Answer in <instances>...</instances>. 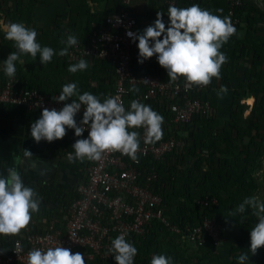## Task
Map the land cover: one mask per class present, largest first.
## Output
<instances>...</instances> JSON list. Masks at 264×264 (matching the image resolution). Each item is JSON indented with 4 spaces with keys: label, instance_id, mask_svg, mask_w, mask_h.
<instances>
[{
    "label": "built area",
    "instance_id": "built-area-1",
    "mask_svg": "<svg viewBox=\"0 0 264 264\" xmlns=\"http://www.w3.org/2000/svg\"><path fill=\"white\" fill-rule=\"evenodd\" d=\"M132 0H122L120 8L109 13L105 24L94 30L87 41H79L69 48L66 59L78 62L80 59L108 60L114 66L115 85L112 96L119 97L126 109V98L130 88H141L135 100L157 102L172 115L174 123H190L194 117L209 118L214 109L211 103L193 93L204 87L189 85L184 77L175 82L163 79L159 74L145 71L148 59L138 62V40L127 36L128 31L138 33L139 22L130 10ZM166 6L176 5L177 0H159ZM227 15L237 28L241 22L237 9L245 0H226ZM2 0H0V3ZM136 67L141 71H136ZM147 79L148 82H145ZM15 75L0 84V102L25 106L29 110L42 111L43 108L61 109L64 103L53 99L60 92L44 93L36 88L18 86ZM83 106L75 119L83 117ZM88 132V129H85ZM140 133L138 162L120 152H105L100 160H93L86 167V176L75 186L77 196L67 203H58V214L47 218L35 216L10 243L7 254L0 253V264H27L30 250L62 246L72 253L80 252L84 259L107 260L111 240L121 233L126 238L144 235L154 223L165 227L194 246H202L210 237L214 250L223 243L226 227L215 217L204 216L195 224L183 226L174 222L166 211L163 195L156 192L153 182L160 174L154 163H166L173 152L182 151L188 144L184 138L171 136L158 142L145 144L144 129ZM147 160V163L144 161ZM196 202L202 208L219 204L216 193L204 192Z\"/></svg>",
    "mask_w": 264,
    "mask_h": 264
},
{
    "label": "clouds",
    "instance_id": "clouds-1",
    "mask_svg": "<svg viewBox=\"0 0 264 264\" xmlns=\"http://www.w3.org/2000/svg\"><path fill=\"white\" fill-rule=\"evenodd\" d=\"M167 15V27L163 19L164 12L158 11L151 25L139 33L127 32V36L133 41L138 40V62L143 63L156 55L159 65L166 69L170 82L184 77L190 86L205 87L213 78L220 79L221 67L228 60L221 48L236 33L231 18L215 15L199 4L189 7L170 5ZM37 35L35 29L28 28L23 23L7 24L5 39L14 41L17 49L4 60L3 71L7 77L15 76V62L22 55L30 54L35 60L39 54L40 62L44 65L50 63L54 55H68L69 48L78 43L75 35L68 34L66 39L61 38L60 42L65 47L57 53L52 47H42L37 42ZM88 68L89 62L80 59L77 63L70 64L68 71L74 74ZM144 80L148 82L147 79ZM130 91L138 92L139 89L133 85ZM227 92V87L221 85L217 97L222 99ZM73 97L77 99L64 103L59 110L43 108L40 117L31 123L30 129L31 137L37 143L62 139L67 129H74L75 136L81 137L85 129H88L87 138L77 139L72 144L74 154H68L69 162L84 159L98 161L105 152H120L138 162L140 133L129 129L143 128L145 144L155 143L163 138L164 117L150 105L134 99L126 110L119 97L108 96L101 102L100 98L90 92L80 94L76 83L64 84L62 91L53 99L65 102ZM82 106L83 117L78 125L75 117ZM23 152L26 158L33 155L27 149H23ZM20 162L17 157L16 163ZM7 172V176H0V234L16 235L29 225L32 214L39 212L41 200L32 187L25 186L17 168L10 167ZM246 208H251L258 220L250 232V252L255 255L264 246V201L255 196L246 197L226 217L243 214ZM109 251L114 254L117 264H134V257L137 255V248L126 240V233L111 240ZM247 260V253L238 256L239 264H245ZM27 264H85V259L80 252L72 253L68 248L56 246L49 247L46 251L39 248L30 250ZM151 264H172V258L162 254L153 255Z\"/></svg>",
    "mask_w": 264,
    "mask_h": 264
},
{
    "label": "trees",
    "instance_id": "trees-1",
    "mask_svg": "<svg viewBox=\"0 0 264 264\" xmlns=\"http://www.w3.org/2000/svg\"><path fill=\"white\" fill-rule=\"evenodd\" d=\"M146 1L148 2L147 5L148 7L145 10L144 15L136 16L139 22L138 33L155 21L156 13L158 11L164 12L163 19L167 27V24L169 22V18L167 15L168 6L162 4L159 0H146ZM207 2L208 0H177L175 6L189 7L192 4H199L202 8H205ZM122 4H123L122 0H113L112 7L107 8L104 12H100L98 14H93V15L89 14L87 9L88 7L85 4L79 5V7L75 10H73L74 9L73 8L72 11H76V13H80V11L86 10V14H85L86 23H85V33L74 34L73 32L72 34L75 35L77 37V40L79 41H87L88 36L91 35L94 30L98 29L99 27H102L105 24L106 16L109 13L117 11L120 8V6H122ZM1 5L2 2L0 3V8ZM152 6L157 7V12H155V10L153 9L154 7L152 8V10L150 9V7ZM81 7H83V10H81ZM227 8H228V3L226 1V7L222 9L223 11L219 15L222 17L228 16ZM240 9L241 7L237 9L238 16ZM71 18L74 21L76 19V17H71ZM145 20L147 21V23H144ZM64 28L61 23H56L51 29L47 28L38 31L37 28V33H38L37 42L40 41L39 37L45 36L43 34H47V35L50 34L51 39L49 42L50 43L49 47L60 50L61 48L65 47V45L60 42L61 38H64L66 35H68V34H63ZM67 28L68 30H70L71 29L70 25ZM234 35L231 36L228 42L225 43L221 48V51L224 52L228 57L227 62L224 65H222V67L225 65L232 67V65L236 62V60L239 57L238 54H235L236 49L231 48L232 42L234 41L233 39ZM1 41L7 42L9 46L8 53L5 51L2 52V54L0 55V61L1 62L3 61L4 64V60H6L5 58H7V56L11 52L17 51V49L15 47L14 41L5 39V34L2 37ZM53 58L55 64H57V67L59 68L67 67L65 69H68V66L70 64L77 63V62H68L66 56L54 55ZM151 58L148 59V63L145 71L157 73L163 79L169 80L167 73L155 71L150 68L149 63L151 62ZM86 60L89 62V68L85 70L84 74H89L90 77L95 75L94 78L100 79L97 76V71H94V67L99 66L109 69L108 72L110 73V78H111L110 71H113L115 76L114 66L110 61L99 60V59L91 60L87 58ZM15 64H16L15 75L18 76L19 87L21 86L32 87L38 89L41 92L49 93V94L62 91V89H59L57 85L55 86L49 84L50 80L47 81L46 79L49 76L48 74L44 77H41L39 76V74H35L33 72L31 74H27V71L25 70L26 64H24V62L19 63L18 60L15 62ZM135 70L141 71V68L136 67ZM221 74H223L222 71ZM7 78L8 77L5 75L4 71H2V73L0 74V84H3ZM138 89L140 90L141 88ZM210 89H212L211 84L205 86L198 93L194 92L193 95L207 100L208 97L206 93ZM85 91H87L86 88L84 89V92ZM113 91H114V87L109 96H112ZM96 92H97V88H93V90L90 91V93L95 95ZM138 93L139 91L138 92L131 91L130 94L127 96L126 110L130 108V102L135 99ZM80 94H83V92L80 91ZM96 96L100 98L101 102H103V100L108 97V96L104 97V95L103 97H100V95H96ZM256 97L257 98L255 100V103L253 104L252 110L248 117V121L251 122V125L248 127V129H244L238 123V116H239L238 111H240L243 107L238 101L232 104L231 110L233 109V111L230 113V119L228 121L227 120L224 121L222 124H219L220 121L217 120V118H215L216 115L214 112L212 116L207 119L196 116L190 123H174L171 121L172 115L164 108L162 104L151 101H139L146 105H150L154 111L158 112L160 115L164 117V123L162 125L163 128L162 139H166L171 136H176V137L184 138L188 141L187 146L182 151L180 152L176 151L168 155L167 157L168 162L154 163L155 166L157 167L160 177L159 180L153 182V188L156 192H160L163 195L164 203L166 205V211L171 216L172 220L177 224L181 226L185 224H195L196 222L200 221L201 218L204 216L210 218L215 217L220 223L226 226L224 237L226 234H228V232H230V234L231 232H233L232 227L230 228L231 226L230 223H232V220H227V221L223 220L224 218H226V213L223 208V205H221L219 194H220V190L230 186L233 192H236V194L240 195L238 199L239 202L237 203L238 205L242 203L246 197H249V192L252 188V179L250 172L252 171L253 166L255 165L257 160L254 151H255V147H257L259 138L261 139L264 136V134L262 135V133L259 132L260 127L264 126V121H263L264 101L258 99V96ZM72 99H77V97H73L71 98V100ZM211 105H213L212 107H214L215 109L216 106L214 101H211ZM253 128H255L256 130L255 134L252 133ZM246 136L249 137V142L241 143L244 141ZM256 137H258V139ZM203 154H206L207 157H205ZM204 160L217 167L216 176H214L213 173L212 174L209 173L204 168ZM144 163H147V160H145ZM177 164H182V168H179ZM232 165H236L235 171L233 170L234 168H231ZM232 179L235 182L234 181L228 182ZM49 187L50 189L49 190L45 189L43 193L46 196V199L44 200L46 202L48 201L47 199L50 200L52 204L51 208L47 210L44 209V211L40 214L33 213L32 218L35 216H43L47 218L55 217L59 215L58 214L59 208L57 204L60 202L67 203L66 201L60 199L62 195L60 189H58L57 187L51 184ZM206 191L216 193L218 195L219 204L217 206L210 208L208 207L202 208L197 202H194L198 196H200L202 193ZM231 210H233V208H231L229 211ZM153 228H155L156 230L162 228L164 230V233L172 237L176 243L187 244L192 247H195L193 244L187 242L186 239H183L180 234L173 233L170 230L166 229L165 227L154 223L152 226H150L147 229L144 235L135 234L126 238L128 242L132 243L137 248V255L134 257V262L139 261V264H151V263H146V261L143 259L142 256H140V254L142 251L141 249L143 248L141 246V244H143L142 238H145L147 236L149 237V239L146 240L151 241L150 235H152L151 229ZM240 233L241 236L244 237L247 236V232L245 230H240ZM14 237L11 239V241L14 239ZM198 248L205 249L206 252L208 253L214 252L213 242L211 238L208 236L206 237L205 244L199 246ZM7 252H8V248L5 251H1L0 253L7 254ZM113 261L115 262L114 256L107 260L97 259L95 261H90L85 259V264H109Z\"/></svg>",
    "mask_w": 264,
    "mask_h": 264
},
{
    "label": "crops",
    "instance_id": "crops-1",
    "mask_svg": "<svg viewBox=\"0 0 264 264\" xmlns=\"http://www.w3.org/2000/svg\"><path fill=\"white\" fill-rule=\"evenodd\" d=\"M81 4H85L88 7L89 14L93 15L112 7L113 0H2L0 27L5 31L7 26L5 21L10 18L9 22L23 23L26 27L32 29L52 28L56 23H61L63 28L65 27L63 34H72L73 32L74 34H83L85 33L86 10L85 8V11L79 10L80 13L72 11L73 8L75 10ZM147 5L146 0H132L129 7L135 16H142L148 7ZM225 7L226 0H208L205 6L215 15L221 13L217 12V9H224ZM152 8L157 12L156 6L150 7L151 10ZM81 10H83V7H81ZM71 17H76L75 21ZM239 17L241 22L233 38H238L234 48L236 49L235 54H238L239 57L232 67L227 65L222 67L223 74H221V78L212 79L210 83L212 89L208 90L206 94L207 100L210 103L214 101L217 107V110L216 107L215 109L213 107V109L216 115L215 118L220 121L219 124L230 119L234 102L238 101L242 106L246 103L238 111V123L248 129L251 125L248 117L257 98L256 96L264 101V0H245L239 11ZM144 23H147V21L145 20ZM69 25L71 31L67 28ZM0 33L1 55L5 51L8 53L9 46L7 42L1 41L4 34ZM64 38H67V35ZM53 49L56 52L59 51ZM22 62L23 59L20 57L19 63ZM149 66L152 70L167 73L166 69L159 65L156 55L151 58ZM65 68H62L64 72L61 73L65 74L67 72L70 75L68 69L65 70ZM3 69V61H0V74ZM94 71H97V76L100 78L92 82L95 86L99 80L103 81L104 72L109 71V69L95 66ZM84 72H81L82 75H85ZM110 72L111 89L113 90L115 76L113 71ZM79 73L74 74L80 76ZM63 78H66V76ZM221 85L226 86L228 89L222 99L217 97ZM96 95H100L98 87ZM100 97L103 96L100 95ZM250 98H252V102H248ZM244 108H248L247 114H244ZM41 112L29 110L19 104L0 102V176H7V170L10 167L17 168L25 186L32 187L38 193L41 203L39 212H36L37 214L42 213L44 209L51 208L50 200L47 199L46 202L44 200L46 196L43 193L45 189H50V184L61 190V200L72 201L77 195L75 192L76 184L84 179L86 167L93 161L84 159L83 161L69 162L67 158L69 153L74 154L72 144L77 139L87 138V131H84L81 137H76L74 129H67L66 135L62 139L53 142H47L46 140L39 143L35 142L30 134L31 123L40 117ZM129 131H138V129H129ZM259 132L262 135L264 134V126L260 127ZM252 133H256L255 128H253ZM245 139H247V136ZM23 149L31 151L33 155L27 158L24 157ZM17 157L21 161L19 164L16 163ZM250 174L256 176L258 183L261 181L264 184L263 168L259 167L255 172L252 169ZM260 184L259 186H261ZM258 193L259 198L260 193ZM261 194V197L264 198L263 191ZM17 235L19 234H0V252L9 248L11 239ZM226 241L227 239H224L222 247L225 246Z\"/></svg>",
    "mask_w": 264,
    "mask_h": 264
},
{
    "label": "rangeland",
    "instance_id": "rangeland-1",
    "mask_svg": "<svg viewBox=\"0 0 264 264\" xmlns=\"http://www.w3.org/2000/svg\"><path fill=\"white\" fill-rule=\"evenodd\" d=\"M9 19L5 21V24L10 23L9 21L11 19L10 20ZM34 29L37 31V28ZM1 30L2 27H0V32H2V34H5V31L3 30L1 31ZM40 30L41 28L38 31ZM43 35L45 36L39 37L40 40L39 43L41 44L42 47L50 46L49 43L51 39L50 34L48 35L43 34ZM237 42H238V38L236 37L232 42L231 48H234ZM21 58L23 59L24 64H26L25 70L27 71V74H31L33 72L35 74H39V76L41 77H44L48 74L49 76L46 79L47 81L50 80L49 84L55 86L57 85L59 89H62V86L64 84L76 83L79 93L80 91L84 92L85 88L87 92H90L91 90H93V88L98 87V91L100 92V95L101 96L104 95V97H107L110 95L112 91L111 89L112 80L110 78V73L108 71L104 72V76L102 78L103 81L101 80L100 82H98V84H95L94 86L92 82L96 79L94 78L95 75L90 77L89 74L82 75L81 72H80V76H75V74L73 75L72 73H70L69 75L67 72L65 74H62L61 72H64V70L62 69V67L60 68L57 67V64H55L54 62V58H52L50 63L44 65L41 64L40 62L39 54L35 60H33L30 54L22 55ZM27 65L29 66V68ZM64 76H66V78H63ZM245 104H243V107L245 106ZM247 112H248V108H244V114H247ZM243 128L246 129V127ZM256 138L258 139V137ZM248 142H249V137H247V139H244V141L241 143H248ZM254 152L257 157L256 163L253 166L255 172V170H257L259 167L264 169V136L263 138H261V140L259 138L257 147H255ZM203 155L207 157L206 154ZM177 165L179 166V168H182V164H177ZM235 166L236 165L231 166V168H234L233 169L234 171L236 170ZM204 168L209 173L211 174L213 173L214 176H216L217 167L215 165H212L206 160H204ZM251 178H252V188L249 192V197L255 196L258 198L257 193L259 191L260 197L258 199L264 201V198L261 197L262 191L264 193V186H263L264 184H262V182L259 181V183H261L260 184L261 186H259V183L256 181L255 175H251ZM233 181L234 180L232 179L228 182H233ZM219 196H220L221 205H223L226 215L231 208L234 209L237 207L238 205L237 203L239 202L238 199L240 195L236 194V192H233L230 186L220 190ZM194 202H196V199ZM223 220L226 221L232 220V223H230L231 224L230 228L232 227L233 232H231V234L230 232H228V234L225 235L224 239H227L225 246L222 247L221 245V247L218 250H214L213 253L212 252L208 253L206 252L205 249L198 248L199 246L198 247L195 246L196 247L195 248L187 244L176 243L172 237L164 233V230L162 228L159 229L157 228L158 230H156L155 227L151 229L152 231L150 230L152 232V235H150L151 241L146 240L149 239V237L147 236L145 238H142L143 244H141V246L143 248L141 249L142 251L140 256L143 257L146 263H151V258L153 255L162 254L171 257L172 264H239L238 256L243 253H247L248 260L245 261V264H264V246L260 247L255 255L251 254L250 252V232L252 227H254L255 223L258 222L257 217L253 215L252 209L247 208L245 213L240 215L238 214L236 217L233 218L226 217ZM240 230H245L247 232V236L245 237L241 236ZM109 264H117V262L113 261ZM134 264H139V261L134 262Z\"/></svg>",
    "mask_w": 264,
    "mask_h": 264
},
{
    "label": "bare ground",
    "instance_id": "bare-ground-1",
    "mask_svg": "<svg viewBox=\"0 0 264 264\" xmlns=\"http://www.w3.org/2000/svg\"><path fill=\"white\" fill-rule=\"evenodd\" d=\"M252 101H253L252 98H250L248 102H252Z\"/></svg>",
    "mask_w": 264,
    "mask_h": 264
}]
</instances>
